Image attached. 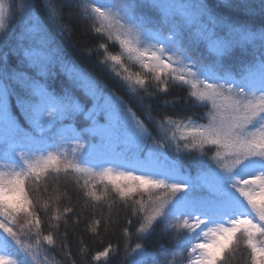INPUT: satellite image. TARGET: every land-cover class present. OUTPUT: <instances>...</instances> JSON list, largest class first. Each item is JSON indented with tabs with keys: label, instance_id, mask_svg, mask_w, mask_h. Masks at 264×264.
Listing matches in <instances>:
<instances>
[{
	"label": "snow or ice",
	"instance_id": "snow-or-ice-1",
	"mask_svg": "<svg viewBox=\"0 0 264 264\" xmlns=\"http://www.w3.org/2000/svg\"><path fill=\"white\" fill-rule=\"evenodd\" d=\"M112 6L119 7L127 23L142 32L145 43L155 41L144 50L127 39L120 41L145 68L156 71L155 85L136 79L132 88L139 86V90L129 91L126 82L131 78L114 72V88L72 59L42 17L46 14L53 20L77 19L80 0H56L55 4L51 0L45 4L21 0L18 7L15 0L8 4L0 0V28L6 16L20 24L15 45L0 49V160L19 167V171L7 175L0 172V235L16 256L7 261L0 254V262L29 264L21 255L30 253L22 246L15 220L23 214L39 230L40 220L25 184L30 182L33 199L38 200L36 184L42 176L55 178L62 171L70 174L69 168L75 166L62 161L55 151L57 140H63L75 142L74 151L91 165L76 167L77 171L92 175L93 169H99L97 174L121 196L156 188L168 197L142 224L138 214L133 217L130 208L126 211L127 226L137 241L141 237L136 235L135 225L140 224L139 231L147 233L143 238L149 239L156 226L169 216L177 222L173 228L182 230L176 236L169 234L163 252L137 242L131 249L135 253L131 264H170L169 256L178 257L180 264H229L228 253L242 241L247 243L246 264H264V170L238 181L233 176L245 162L264 168V19L257 25L237 14L255 16L258 12L264 17V0L258 5L249 0H231L228 6L236 10L232 13H226L215 0H125L122 5ZM107 7L101 4L94 11L104 16L101 9ZM141 7L152 9L163 24L170 26L172 35L164 38L153 31L151 21L138 15ZM169 44L185 60L195 61L187 72L204 88L203 92L181 95L180 101L195 109L200 102L206 109L208 102L211 104L209 123L202 128L190 127L189 143L193 148L217 146L214 168L194 163L189 170L183 156L170 159L166 154L171 143L167 138L169 126H188L174 120L176 115L167 110L166 106L174 104L163 99L171 92L162 75L175 74L181 86L192 83L166 54L171 50ZM237 53H248L251 58L234 71L230 61ZM109 59L121 63L120 56ZM103 63L107 68V62ZM161 85L164 90L158 91ZM192 88L196 89V84ZM117 89H124L138 112L132 111ZM31 153L43 155L33 161ZM161 157L170 163L163 166ZM225 158L231 160L230 167ZM114 168L125 170L114 172ZM46 193L47 188L39 189L40 196ZM87 196L101 199L92 190ZM66 211L72 212V208ZM44 239L54 243L51 235ZM109 250L96 252L94 259L107 257Z\"/></svg>",
	"mask_w": 264,
	"mask_h": 264
},
{
	"label": "trees",
	"instance_id": "trees-1",
	"mask_svg": "<svg viewBox=\"0 0 264 264\" xmlns=\"http://www.w3.org/2000/svg\"><path fill=\"white\" fill-rule=\"evenodd\" d=\"M3 2L8 4L10 0H3ZM20 2L21 0H15L17 7ZM48 2L49 0H38L40 4ZM51 2L55 4L56 0H51ZM184 2H189V0H184ZM215 2L226 13L236 11L228 6L231 0H215ZM249 2L258 5L260 0H249ZM123 3H125V0H80V16L77 19L71 21L68 19L53 20L47 17L46 14L42 18L45 23L51 26L50 30H53L57 41L65 48V51L88 72L107 81L114 88L116 84L113 80V73L119 72L122 76L126 75L131 78L126 83L129 85V91H134L139 90V86H136L135 89L132 88L136 79H143L155 85L157 83L155 81L157 73L154 70L145 68L137 55L128 53L120 44V41L127 39L135 46L140 47L141 50L148 48L150 44H155V41L145 43L142 32L127 23L124 14L119 11V7L112 6L114 4L122 5ZM101 4L108 6L101 9L105 13L104 16L94 11V8L100 7ZM137 12L138 15L150 20L149 27L162 37L167 38L172 35L170 26L163 24L152 9L141 7ZM237 14L247 16L250 23H256L257 25L264 19V17H260L258 12L255 16H249L248 13ZM176 19L179 22V18ZM19 27V21L13 22L6 16L4 27L0 28V49L15 45L19 36ZM61 27L65 30L61 31ZM69 29L73 30L72 33L68 31ZM73 41H78V43L74 44ZM156 47L158 48L159 45H156ZM167 47L171 50L166 54L172 56L174 67L192 83L181 86V82L175 78V74L165 72L162 75V80L167 83L168 90L171 92V95L164 96L163 99L168 100L170 104H174V106H166L167 110L176 115L172 117L174 120L188 126L180 129L169 126L167 138L171 143L166 154L170 159L183 156L185 167L189 170H192L194 163H201L214 168V158L218 151L217 146L204 144L193 148L192 144L189 143L192 140L189 135L190 127L202 128L209 123L211 118L209 115L210 102H208L207 109L203 107L204 102H200L201 106L195 109L191 104L180 101L181 95H189L194 90L204 91L195 76L187 72V67L195 61L185 60L171 44ZM81 49H84V51L81 52ZM112 55L120 56L121 63L116 64L111 61L109 58ZM250 58L248 53H237L230 64L235 71L239 69L242 61ZM105 61L107 62V68L103 63ZM192 71L196 73V68H193ZM199 79L203 80V77ZM192 84H196V89L192 88ZM117 90L121 96L129 101L132 111L138 112L135 102L125 95L124 89ZM163 90L164 85H161L158 91ZM151 91L152 89H149V92ZM21 122L23 123L22 118ZM155 131H160V129ZM192 143H195V141H192ZM57 144L58 148L55 151L61 156V160L75 167L69 168L70 174L68 175H65L62 171L55 178L47 175L42 176L36 184L38 200L33 199L30 182H26L25 190L28 192L29 199L35 205L34 210L36 218L40 220V225L38 230L33 226L34 222L29 224V218L24 216L18 221L19 225L17 226L22 246L28 249L30 253L26 256L21 253L22 256H25V259H36V264H87V262H90V264H131L135 256L131 249L135 248L137 242L145 244L149 250L160 248L163 252L164 247L169 244V234L176 236L182 231L179 227L173 228V225L177 222L170 220L171 216H169L156 226V231L149 239L143 238L147 233L139 231L141 225H135L136 235L141 237L137 241L131 235L130 226H127L126 211L130 208L133 217L138 214L142 224L147 215L168 198L165 193L160 189L150 188L121 196L111 183L97 174L100 171L99 169H93L92 175L85 171L76 170V167L85 169L90 168L91 165L83 162L79 158V153L74 151L76 148L75 142L68 143L57 140ZM42 155L43 153L29 154L30 159L33 161L39 160ZM161 162L163 166L170 163L168 160H163V157H161ZM225 164L230 167L231 160L225 158ZM11 170L19 171V167L8 165L6 161L0 160V172L7 175L8 171ZM262 170L264 168H261L258 164L245 162L233 173V176L238 181ZM49 172H51V169H49ZM162 178L168 179V177ZM86 180L87 185H85ZM41 187L47 188V193L42 196L39 195ZM88 190L94 191L101 199L97 200L87 196ZM180 195L184 194L181 193ZM69 207L72 208V212L66 211ZM137 210L139 211L137 212ZM37 231H39V235H37ZM148 231H151V229H148ZM162 233H164L163 236ZM48 235L53 237V244H48L44 239ZM105 248L110 249L109 255L96 261L94 259L96 252L103 251ZM246 249V241L238 243L235 249L228 253L229 264H246ZM0 254H4L7 261L16 259L15 254L6 247L3 235H0ZM188 255L189 257L193 255L190 249ZM33 256L35 259H33ZM169 260L170 264H180L178 257L169 256ZM0 264H3V262H0Z\"/></svg>",
	"mask_w": 264,
	"mask_h": 264
},
{
	"label": "rangeland",
	"instance_id": "rangeland-1",
	"mask_svg": "<svg viewBox=\"0 0 264 264\" xmlns=\"http://www.w3.org/2000/svg\"><path fill=\"white\" fill-rule=\"evenodd\" d=\"M114 170V172H120V171H124L125 169H123V168H114L113 169ZM12 171H15V170H11V171H8V173L7 174H9L10 172H12ZM138 174V173H137ZM139 191H141V190H137V191H135V192H139ZM159 206V205H158ZM157 206V207H158ZM156 207V208H157ZM156 208H154L150 213H149V215H151V214H154V210L156 209ZM23 216V214H19V215H17V217H16V220H15V223H16V225H19V220L21 219V217ZM2 231V230H1ZM23 257H25V256H23ZM25 259V258H24ZM25 260H28L29 261V264H36V259L35 260H31L30 258H26Z\"/></svg>",
	"mask_w": 264,
	"mask_h": 264
}]
</instances>
